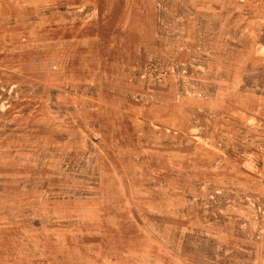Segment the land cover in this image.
<instances>
[{
  "label": "rangeland",
  "instance_id": "rangeland-1",
  "mask_svg": "<svg viewBox=\"0 0 264 264\" xmlns=\"http://www.w3.org/2000/svg\"><path fill=\"white\" fill-rule=\"evenodd\" d=\"M0 264H264V0H0Z\"/></svg>",
  "mask_w": 264,
  "mask_h": 264
},
{
  "label": "bare ground",
  "instance_id": "bare-ground-1",
  "mask_svg": "<svg viewBox=\"0 0 264 264\" xmlns=\"http://www.w3.org/2000/svg\"><path fill=\"white\" fill-rule=\"evenodd\" d=\"M42 156V155H41ZM56 156V155H55ZM58 156V155H57ZM56 158V157H55ZM58 158V157H57ZM69 192V191H68ZM61 206V205H60ZM65 206V205H64ZM59 211V210H58ZM63 211V210H62ZM66 211V210H65ZM47 212V211H46ZM55 212V211H54ZM41 213V212H40ZM63 215V214H62ZM61 215V216H62ZM51 217H53V216H51ZM148 247V246H147ZM61 249V248H60ZM133 256V255H132ZM156 256V255H155ZM105 262V261H104ZM119 263V262H118Z\"/></svg>",
  "mask_w": 264,
  "mask_h": 264
}]
</instances>
